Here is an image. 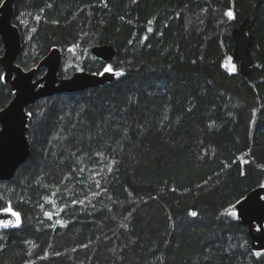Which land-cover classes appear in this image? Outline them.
Wrapping results in <instances>:
<instances>
[{"label":"trees","instance_id":"trees-1","mask_svg":"<svg viewBox=\"0 0 264 264\" xmlns=\"http://www.w3.org/2000/svg\"><path fill=\"white\" fill-rule=\"evenodd\" d=\"M247 17L249 76L223 66ZM14 23L25 69L58 46L61 77L125 75L27 108L30 156L0 179L22 222L0 229V264H264L227 212L264 184V0H17ZM105 43L110 62L91 52ZM13 98L0 80V108Z\"/></svg>","mask_w":264,"mask_h":264},{"label":"water","instance_id":"water-1","mask_svg":"<svg viewBox=\"0 0 264 264\" xmlns=\"http://www.w3.org/2000/svg\"><path fill=\"white\" fill-rule=\"evenodd\" d=\"M17 0H4L0 4V35L4 42V54L0 63L5 70L4 80L11 85L14 98L11 103L0 111V179L11 180L18 169L30 156V141L27 135L30 115L27 108L42 98L59 93L80 92L105 85L120 78L112 74L103 76L81 70L69 77H61L60 69L64 55L60 47H53L37 66L25 69L18 64L23 51V38L14 23L15 4ZM234 40V59L239 62L241 74L249 76L255 67L252 54L254 35L251 19L247 17L239 26L232 30ZM97 58L106 62L114 60L117 48L110 43L97 44L91 48ZM45 73L39 76L40 70ZM243 211L240 222L248 227L253 251L264 250V184L251 190L243 199ZM231 207L227 209L230 212ZM0 219H13L0 214ZM15 227L9 226L8 228ZM0 229H4L0 227Z\"/></svg>","mask_w":264,"mask_h":264},{"label":"snow or ice","instance_id":"snow-or-ice-1","mask_svg":"<svg viewBox=\"0 0 264 264\" xmlns=\"http://www.w3.org/2000/svg\"><path fill=\"white\" fill-rule=\"evenodd\" d=\"M226 15L229 19H234V13L233 11L229 10L226 12ZM151 23V21L149 22ZM148 31L151 32L152 28H148ZM145 39H147V37H145ZM233 71H235V67H233L232 69ZM97 75H105V74H112L115 75L117 77H121L123 75H125L124 70L122 68H114L113 65L111 64H105L102 66L101 70L98 73H95ZM4 76L0 75V80H3ZM0 111H3L2 108H0ZM29 115H31V113H29ZM113 163H115L113 161ZM4 197L0 196V200H3ZM243 201H237L236 204H233L231 206V210L229 212V215H231L234 219H240V215L243 211L242 205H243ZM0 214H3L6 217H13V219H0V227L2 228H8L9 226H19L22 222L21 220V213L14 210L12 207V202L11 200H6L3 206H0ZM52 213H48L49 218L52 217ZM191 216L195 217L198 215L197 212L193 211L190 213ZM262 228H264V226H258L257 230L260 231ZM255 255L257 257L261 256V252H256Z\"/></svg>","mask_w":264,"mask_h":264},{"label":"rangeland","instance_id":"rangeland-1","mask_svg":"<svg viewBox=\"0 0 264 264\" xmlns=\"http://www.w3.org/2000/svg\"><path fill=\"white\" fill-rule=\"evenodd\" d=\"M78 53L79 55H82V53L80 52H75ZM64 61V60H63ZM75 61V59L70 55H68V57L65 58V65L63 68L64 69H68L69 67H74L73 70L76 69L75 65H72V63ZM63 65V64H62ZM223 66L225 67V69H227L229 72L234 73L238 71L239 68V62H237L232 56H229L225 59ZM233 67H235V71H233ZM83 69H79L78 71H81ZM77 72V71H76ZM75 73V72H74Z\"/></svg>","mask_w":264,"mask_h":264}]
</instances>
